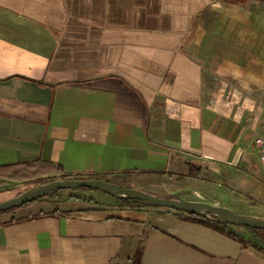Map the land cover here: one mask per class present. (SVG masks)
Returning a JSON list of instances; mask_svg holds the SVG:
<instances>
[{"label": "crops", "instance_id": "1", "mask_svg": "<svg viewBox=\"0 0 264 264\" xmlns=\"http://www.w3.org/2000/svg\"><path fill=\"white\" fill-rule=\"evenodd\" d=\"M263 113L264 0H0V202L31 167L222 206L193 187L264 185ZM53 201L0 215V264H264L176 211Z\"/></svg>", "mask_w": 264, "mask_h": 264}, {"label": "water", "instance_id": "2", "mask_svg": "<svg viewBox=\"0 0 264 264\" xmlns=\"http://www.w3.org/2000/svg\"><path fill=\"white\" fill-rule=\"evenodd\" d=\"M81 188L100 192L114 199L143 202L154 208H165L202 218L214 216L221 223L228 226L246 227L264 232V219L238 215L225 207L202 201H187L175 197L155 196L141 190L122 187L100 179H67L42 184L35 189L25 191L9 200L0 202V214L48 197L57 191H75Z\"/></svg>", "mask_w": 264, "mask_h": 264}, {"label": "rangeland", "instance_id": "3", "mask_svg": "<svg viewBox=\"0 0 264 264\" xmlns=\"http://www.w3.org/2000/svg\"><path fill=\"white\" fill-rule=\"evenodd\" d=\"M230 174V176L225 177H215L213 181H204L203 183H198L197 187H193L198 189L201 193H205L209 196L210 199H216L221 203V205L230 211L244 216H251L256 217L255 214L261 213L264 214V185L258 181H254L253 183L258 185L252 187L250 183H247L243 180V182L238 181H231V175L233 173L226 171ZM225 174V173H224ZM69 177V176H68ZM81 177V176H79ZM67 179H83V178H75V177H63L59 174L56 177H49V178H42L37 180H25L23 182H15V183H3L4 185L1 187L2 190H9L11 193H23L28 190L35 189L36 187L46 184L52 181L58 180H67ZM7 184V185H6ZM14 184V185H13ZM262 189L263 196L261 197V193L258 189ZM82 197L84 199L92 198L94 201L99 205H115L114 199L110 198L109 196L102 194L100 192L94 191H61L55 197H46L42 200V202H54L53 200H61L66 199L68 197ZM261 200V201H259ZM119 205V204H117ZM165 209V208H161ZM168 210V209H167ZM36 214V213H34ZM236 233L241 235L242 237L250 240L251 242H255L254 236L248 230L242 227H233Z\"/></svg>", "mask_w": 264, "mask_h": 264}, {"label": "trees", "instance_id": "4", "mask_svg": "<svg viewBox=\"0 0 264 264\" xmlns=\"http://www.w3.org/2000/svg\"><path fill=\"white\" fill-rule=\"evenodd\" d=\"M11 167L12 166H10V165L9 166L0 167V175H4L3 173H6ZM25 169H26V172H28L25 175L24 174L19 175V174L14 173V174H10V176H9V174H8L7 183H11L12 181L13 182H23L25 180H33V179L34 180H37V179L40 180V179L43 178V175H47L45 173V169H42V168H37V170H34L31 167H25ZM189 175L193 176L195 174L192 173V172H189ZM61 176L68 177L67 175H64V174H61ZM78 190L79 191H91V190L84 189V188H81V189H78ZM75 191H77V190H75ZM59 192H61V191H57V192L53 193L50 196H56ZM115 201L117 202V204H119L120 207H128V208H135V209L136 208H140V207H150L146 203L139 202V201H130V200H123V199H115ZM29 204H31V203H29ZM29 204H25L24 206H28ZM15 209L16 208L8 210L6 212H2L1 214L8 213V212L13 211ZM53 213H51V212H49V213H47V212H39L37 214H32V215H29L26 218H22V219L35 218L37 216L49 215V214H53ZM177 213L181 214L182 216H184L185 218H187L189 220L201 223V224H203L204 226H206L207 228H209V229H211L213 231H216V232L221 233V234H223V235H225V236H227V237H229V238H231L233 240H236L239 243H241L244 248L251 249V250L256 251V252H258V253H260V254H262L264 256V232H262V231L252 230V229H249V228H246V227H242V228L248 230L249 232H251L252 235L254 236L255 242H251L250 240H247L246 238L242 237L241 235L236 233L234 230H232V228H233L232 226H228V225H225V224L221 223L214 216H209L208 218H202V217L195 216V215H192V214H185V213H180V212H177ZM18 220H20V219H15L13 221H18ZM139 257H140V250H137L136 254H135V261L137 263H139Z\"/></svg>", "mask_w": 264, "mask_h": 264}, {"label": "built area", "instance_id": "5", "mask_svg": "<svg viewBox=\"0 0 264 264\" xmlns=\"http://www.w3.org/2000/svg\"><path fill=\"white\" fill-rule=\"evenodd\" d=\"M250 146L257 157V161L264 166V131L252 139Z\"/></svg>", "mask_w": 264, "mask_h": 264}]
</instances>
